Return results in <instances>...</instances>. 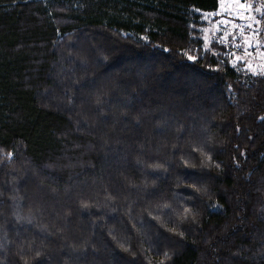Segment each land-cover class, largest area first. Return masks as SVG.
Listing matches in <instances>:
<instances>
[{"label": "trees", "instance_id": "1", "mask_svg": "<svg viewBox=\"0 0 264 264\" xmlns=\"http://www.w3.org/2000/svg\"><path fill=\"white\" fill-rule=\"evenodd\" d=\"M220 4L0 0V264H264V71L207 43Z\"/></svg>", "mask_w": 264, "mask_h": 264}, {"label": "rangeland", "instance_id": "2", "mask_svg": "<svg viewBox=\"0 0 264 264\" xmlns=\"http://www.w3.org/2000/svg\"><path fill=\"white\" fill-rule=\"evenodd\" d=\"M212 17L207 43L215 39L228 45L237 72L264 71V2L221 0L220 9L208 20Z\"/></svg>", "mask_w": 264, "mask_h": 264}]
</instances>
